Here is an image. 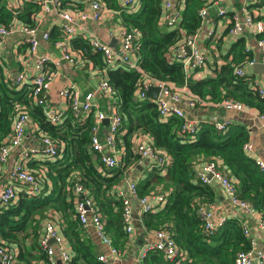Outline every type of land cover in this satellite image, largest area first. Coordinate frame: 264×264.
<instances>
[{"label": "trees", "instance_id": "16d2710c", "mask_svg": "<svg viewBox=\"0 0 264 264\" xmlns=\"http://www.w3.org/2000/svg\"><path fill=\"white\" fill-rule=\"evenodd\" d=\"M33 1L27 2L24 11L16 14L0 9V24L7 26L16 18L34 26L31 15L40 5ZM110 1L114 2L103 0L108 7H113ZM163 2L138 0L137 10L121 13L123 26L135 32V54L140 70L122 66L107 68L104 73L113 88L112 103L121 118L116 136L119 148L123 149L120 166L106 167L99 154L91 149L94 124L91 112L82 118L68 101L62 122L52 124L33 98L32 84L17 88L19 83L5 79L0 66V143L10 134L15 108L20 106L37 125L41 138L48 137L57 146L54 156L29 159L25 163L26 169L35 175L40 191L27 194L25 185L14 202L0 207V246L16 248L10 264H46L47 257L38 239L41 224L51 217L60 220L59 228L70 246L71 264H102L97 258L95 243L77 217L76 202L82 197L94 202L104 220L106 234L123 254L129 234L123 223V201L117 186L128 169L138 163L133 143L137 134L149 135L153 147L170 158L165 168L152 165L146 176L135 182L139 197L155 193L165 198L159 210L141 214V224L145 232L167 229L175 246L183 252L166 258L160 251H150L145 264H236V254L251 247L252 239L244 234L242 224L235 218L225 219L211 233L204 230L200 208H209L215 192L210 184H203L196 177L197 170L205 163L215 161L234 180L238 197L247 200L264 221V170L243 149L251 141L247 126L227 121L226 128L219 130L216 122L206 118L198 122L193 132H187L182 130L184 118L162 116L155 100L138 95L147 75L178 87L176 93L182 99H188L191 94L207 103L230 99L264 115V96L258 93L255 80L248 74L239 76L235 72L251 55L246 51V38L243 35L235 39L223 63L213 62L211 76L188 77L182 62L172 58L171 49L184 36L199 29L203 20L199 10L204 1L184 0L176 26L161 23ZM250 6L263 10L260 17L253 18L264 21V0ZM57 33L56 30L49 32V39ZM261 37L264 32L256 35V39ZM73 44L85 53L91 51L86 40L74 39ZM75 183L83 186L84 196L73 195Z\"/></svg>", "mask_w": 264, "mask_h": 264}, {"label": "built area", "instance_id": "2783aa9c", "mask_svg": "<svg viewBox=\"0 0 264 264\" xmlns=\"http://www.w3.org/2000/svg\"><path fill=\"white\" fill-rule=\"evenodd\" d=\"M41 7V12L45 15L51 8H53L61 19L60 29L65 37L72 36L75 32V26L79 22H83L87 19L99 21L103 12L105 11L104 3L99 0H91L89 2L90 10H80L79 12L72 13L67 10H63L60 5V0H35ZM249 4H253L258 0H246ZM125 4L129 7L130 11L137 10V2L134 0H124ZM184 5V0H164V13L162 14L160 21L162 24L169 26H176L180 20L181 5ZM139 5V4H138ZM224 10H219V14H223ZM207 14V8L202 7L199 10V16L204 18ZM247 27L249 31L255 36L259 33L264 32V21L261 19H254L252 15L245 17L243 20L240 19L236 14L230 19L227 26V33L236 39L242 31V27ZM21 32L22 41L28 45L29 54L35 61L36 74L32 81L33 98L36 103L41 105L46 118L52 124H60L62 122L63 110L56 109L46 98V92L50 86V83L54 77V72L51 70L49 63V57L38 51L39 39L37 37V30L34 26L21 24L20 27L15 28L11 24L3 25L0 24V38H5L14 31ZM212 33H209V36ZM198 31L193 34L184 36L181 42H179L174 48L171 49V56L174 60L180 61L183 64L185 72L188 69H199L204 67L206 58L200 50L197 43ZM135 32L124 28L122 30V42L119 48H113L107 42L101 40L95 33L88 34V43L92 51L100 53L103 57L104 64L107 68H115L118 66L130 67L133 69L140 70L138 63L131 61V54L136 52L135 45ZM42 40L48 41L49 32L44 31L41 35ZM62 48L61 60L68 62H75L77 58L83 55V50H71L65 44L58 43ZM258 48V55L253 54L250 49L246 48V51H250L251 55L247 57L245 64H242L236 69V74L239 76L245 75L246 66H254L257 63L264 64V37L256 40ZM58 64V61L55 62ZM264 80V71L262 73ZM21 76H18L16 82L20 83ZM256 88L260 96H264V84H258L255 81ZM150 87H158V95L156 101L159 112L162 116L176 115L184 118L182 123V130L187 132H193L197 126L198 121L195 119H189L183 110L177 106V104H184L187 106H217L225 110H236L246 111L254 113L247 105L242 102L224 99L217 103H207L196 95L191 94L188 99H182L177 95L178 87L161 81L158 79L151 78L146 75V80L142 89L138 90L139 97L147 96V90ZM186 91V87L181 88ZM98 92L102 93L106 97L112 100L113 88L110 85L106 76L99 82L97 86ZM59 97L69 101L71 109L78 113L84 112L89 114L95 108L97 104L95 102V92L90 90L80 97L79 92L72 88H62L59 91ZM150 98V97H149ZM15 116L13 118L12 129L10 134L3 138L0 143V164L5 163L11 153V150L17 147H21L24 138L26 126L31 121V118L27 111L20 106L15 108ZM257 114V113H255ZM257 116L262 119L264 115ZM107 120L106 130L101 132L100 127L103 121ZM121 125L120 115L111 103L107 110H98L94 124L91 128L90 136V147L93 151L99 154L102 164L108 168H114L118 166L120 162L119 154L117 153V132ZM227 121H217L215 126L219 130L226 128ZM44 146L42 148L41 146ZM135 152L138 154V163L149 161L152 165H157L161 168H165L169 162V157L161 152H158L151 142L137 140L134 146ZM243 149L246 152L252 150L251 141L246 142L243 145ZM42 151V152H40ZM57 151L56 144L48 137H42L41 143L37 147L29 149H21L19 161H17L9 173V181L0 185V207H6L17 197L19 190L22 187L27 186V194H35L40 191L35 175L26 169L25 163L27 160L32 158L36 153H43L45 156H54ZM256 164L264 170V160L256 159ZM196 177L199 182L203 184H210L212 179L218 181L224 192L227 194L230 203L236 208L246 211L253 216L260 228V233L264 238V221L261 216L255 210L247 200L240 199L236 193V187L234 180L223 171H221L215 161H209L205 163L196 172ZM127 190L129 195L135 197L138 200L140 206V212H151L155 211L156 206H160L165 203V198L162 194H150L145 196H138L135 182L127 181ZM73 195L77 198L78 196H84L86 191L81 184L75 183L72 190ZM123 201V223L126 232L131 235L133 233V222L131 216L130 200L128 198L127 191L124 193L122 190L118 193ZM157 204V205H155ZM76 213L78 220L81 225L86 228L91 225L101 241L107 246L108 253H99L97 258L102 264H112L114 260H118L122 256V253L113 245L111 238L105 232V224L102 216L97 210L94 202L90 198L82 197V199L76 202ZM200 215L204 222L203 227L207 232H213L216 228L221 225L225 218L216 219L211 210L207 207L200 208ZM60 220L57 217H51L49 220L44 221L43 230L39 236V245L44 250L47 262L46 264H57V261H61L64 264H71L72 254L70 248L65 246V237L63 236L59 228ZM242 224V223H241ZM244 234L247 237H251L250 231L246 224H242ZM153 235L157 238L155 242H149L140 246V250L137 255V259L141 264L144 263V259L150 251H160L166 258H173L177 255H182L183 252L178 250L171 237L170 232L167 229H160L152 231ZM16 250V248H14ZM0 246V264H10L14 258V251ZM58 256V260L57 257ZM236 264H264V249L255 246L252 239L251 247L247 250H241L236 254Z\"/></svg>", "mask_w": 264, "mask_h": 264}, {"label": "crops", "instance_id": "0c3cea01", "mask_svg": "<svg viewBox=\"0 0 264 264\" xmlns=\"http://www.w3.org/2000/svg\"><path fill=\"white\" fill-rule=\"evenodd\" d=\"M90 1L91 0H61V8L63 10H67L75 14L80 10L89 11ZM99 1L103 2V0ZM134 1L137 2L138 6V0ZM203 1V7L207 8V14L204 16L202 24L197 30V43L200 47L201 52L206 58V63L202 68L188 69L187 76L192 77L194 79H201L207 76H211L213 74V62L217 64L224 62L225 54L228 53L230 47L235 42V39L227 33V26L233 15L236 14L240 17L241 20H243L249 15H252L253 17H260L263 13L262 9L259 10L256 7L250 6V4L246 0ZM27 2L34 1L0 0V9H7L13 14L20 13L24 11ZM110 3L114 4V6L108 7L104 3L105 11L103 12V16L99 21L87 19L83 22H79L75 26V33L69 37H65L63 35L60 29L61 19L58 16V13L53 8H51V10L44 15L41 12V7L39 6L37 12L31 15V18L33 19L31 23L36 28L37 37L39 39L38 51L40 53L46 54L49 57L48 64L50 65L51 70L54 72V77L46 92V98L56 109L65 110L68 107L67 100L59 97L58 94L59 91L65 87L77 90L81 98H83V95L90 90L95 92L94 100L97 104V108H95L91 112L94 120L96 117V112L98 110H107L110 107L112 100L109 97H106L102 93L98 92L97 90V86L105 76L104 73L106 70L102 55L90 49V52H83V55L81 57L77 58L75 62L71 63L60 59L62 55V48L58 45V43L60 42L65 44L71 50H79L75 48L73 40H86L88 43V34L95 33L101 40L107 42L113 48H119L122 42V30L125 28L122 23L121 13L123 11H130V9L125 4L124 0H114V2L110 1ZM182 9L183 2L181 5V10ZM221 9L224 10V13L222 15L219 14V10ZM10 24L15 28H18L21 24L24 23L14 18ZM242 28L243 29L241 31V34L238 37L244 35L246 38V48L250 49L253 54L258 55L256 36L252 34L246 26ZM53 30L58 31L57 36L55 38H50L48 41L42 40V32L48 31L51 33ZM210 32L212 34L209 36ZM22 35L23 34L17 30L12 32L5 38H0V66L2 67V74L5 79L12 80H17L18 76H21V79L19 80L20 83L16 85L17 88L25 87L28 84H31L36 74L34 58H32L29 54L28 45L22 41ZM230 57L231 56H229V58ZM130 58L132 62L138 63V56L135 53L131 54ZM57 61L58 64H55V62ZM245 73L252 76V78L258 84H264L262 74L257 73L254 66H246ZM177 106H179V104H177ZM198 107L208 108L209 114L206 118L210 120H212L213 118H217V121H238L245 124L250 131L252 141V128L246 122H243L241 119H220L219 114L222 111L226 110L217 106ZM239 112L245 113L247 116H253L254 118L259 120L261 124L260 127L263 130L258 131L257 134L259 142L262 141L260 145L261 153L253 154L250 151L249 154L255 159L264 160V157H261V154L264 156V117L260 119L255 113H250L246 111ZM81 114L82 118L88 115L84 112H82ZM185 115L187 116L188 113L185 112ZM193 119L197 120L198 122L200 121L196 117ZM106 126V121H103L100 127L101 132L104 133V131L106 130ZM37 129V125L35 123L33 124L32 121H30L29 124L26 126L25 138L21 147L12 149L7 161L0 165V185L9 181V173L13 168L14 164L19 161L21 149H29L40 145L41 136L39 135ZM140 139L143 141L151 142V137L149 135L137 134L133 138L134 146L136 141ZM117 148V153L119 154V157L121 159L123 149L119 148V144H117ZM44 156L45 155L43 153H36L30 159L42 160ZM151 167V163L149 161H146L129 168L121 179V181L119 182L117 189L122 190L124 193H126L127 191V194L129 196L126 184L127 181L136 182L138 179L143 178L149 172ZM136 169L138 171L135 177L133 178L132 176ZM210 185L213 187L215 192L214 201L209 206V209L211 210L213 216L217 220L220 218H235L240 223L246 224L247 228L250 231L251 237L255 243V246L264 249V238L260 233V228L256 219L251 216L250 213L240 210L236 208L232 203H230L227 194L224 192L217 180L212 179ZM163 205L164 203L160 206H156L154 210H159ZM130 206L132 209V203H130ZM137 212L141 222V212L139 203L137 207ZM41 227L43 230V224H41ZM86 232L88 236L92 239V241L95 243L96 250L98 251V253H104L100 246L95 242V232L91 225L86 227ZM150 235H153L152 231L145 232L143 229L142 232H138L136 229H134L133 226V233L129 235V241L127 243L126 249L122 254V257H126L132 247L137 248V252L131 260H127L128 264H141V262H139L137 259V255L141 248L140 246L151 241ZM137 242H139L140 244H137ZM65 245L66 248H70L67 241H65ZM56 257L58 260V256ZM57 264L64 263L58 260ZM112 264H122V262L120 260H114Z\"/></svg>", "mask_w": 264, "mask_h": 264}, {"label": "rangeland", "instance_id": "374dc122", "mask_svg": "<svg viewBox=\"0 0 264 264\" xmlns=\"http://www.w3.org/2000/svg\"><path fill=\"white\" fill-rule=\"evenodd\" d=\"M179 106L183 110L184 113L185 112L188 113L187 116L189 119H193L196 117L201 121V120H205L209 114L208 108L198 107L200 105L191 107V106H187L184 104H179ZM219 116H220V119H224V120L241 119L243 122H246L252 128V132H253V137H252V141H251L252 142L251 143V145H252L251 152L253 154L261 153L260 145H261L262 141L259 142L257 134H258V131H260V130L263 131V130L260 127L261 124H260L258 119L254 118L253 116H247L245 113H240L239 111L230 110V109L226 110V111H222L219 114ZM261 157H264V156L261 154ZM45 158H47V157L44 156V159ZM119 166H120V164H119ZM137 171L138 170L136 169V171L134 172V174L132 176L133 178L137 174ZM128 198L130 200V203H132L131 216H132V222H133L134 229H136L138 232H142L143 226L140 222L138 212H137L138 200L131 195H129ZM94 232H95V242L100 246V248L102 249V251L104 253H108L109 250H108L107 246L101 241V239L97 235L95 229H94ZM150 240H151L150 242H155L157 240V238L153 235H150ZM136 252H137V248L132 247V249L130 250L129 254L126 257L121 256V257H119L118 260H120L122 262V264H128L127 260H131L134 257V255L136 254Z\"/></svg>", "mask_w": 264, "mask_h": 264}, {"label": "water", "instance_id": "95a60500", "mask_svg": "<svg viewBox=\"0 0 264 264\" xmlns=\"http://www.w3.org/2000/svg\"><path fill=\"white\" fill-rule=\"evenodd\" d=\"M254 68L255 70L257 71V73L259 74H262L263 71H264V64L262 63H257L254 65ZM258 68V69H257ZM158 91H159V88L158 87H150L148 90H147V95L150 97V98H153V99H156L157 98V95H158ZM214 122L217 121V118H213L212 119ZM106 123H107V120H105ZM42 148H44V146L42 145ZM137 244H140L139 242H137Z\"/></svg>", "mask_w": 264, "mask_h": 264}]
</instances>
